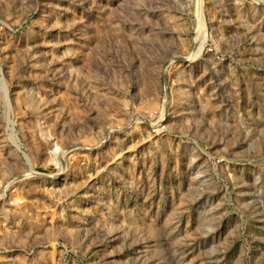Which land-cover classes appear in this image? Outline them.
Masks as SVG:
<instances>
[{"label": "rangeland", "instance_id": "obj_1", "mask_svg": "<svg viewBox=\"0 0 264 264\" xmlns=\"http://www.w3.org/2000/svg\"><path fill=\"white\" fill-rule=\"evenodd\" d=\"M234 1L0 0V264H264V11Z\"/></svg>", "mask_w": 264, "mask_h": 264}, {"label": "built area", "instance_id": "obj_2", "mask_svg": "<svg viewBox=\"0 0 264 264\" xmlns=\"http://www.w3.org/2000/svg\"><path fill=\"white\" fill-rule=\"evenodd\" d=\"M245 2H247V3H249L250 5H253V6L256 4L255 5L257 7V8L255 7L256 9H260L261 8L262 11H264V0H246V1H244V0H242V1L235 0L234 1V5H237L238 9H241L242 10V12H241L240 15L242 16L243 20H245V21H246V19L249 18V11L248 12L247 11L245 12L242 9V7L244 6ZM260 6H262V7H260ZM263 16H264V12H263ZM202 19H203L204 27L208 29V22L206 21V16H203ZM242 23H243V21H242ZM242 23L238 24L237 27H241L243 25ZM249 24H251V27L255 26L253 23H249ZM207 33L208 32H206V34ZM206 43H207V45H209V43L207 42V35H206ZM208 49L209 50H212V48H208ZM11 183H13V181H11ZM9 186H11V185L10 184H7L4 179H1L0 178V205L8 202L9 204H11L14 207H21V206H23L24 205V202H25V199L22 198L18 194L14 195V196L11 194V192L16 191L17 187L14 186V185H13V187L12 186L9 187Z\"/></svg>", "mask_w": 264, "mask_h": 264}, {"label": "bare ground", "instance_id": "obj_3", "mask_svg": "<svg viewBox=\"0 0 264 264\" xmlns=\"http://www.w3.org/2000/svg\"><path fill=\"white\" fill-rule=\"evenodd\" d=\"M199 21V20H198ZM202 34V33H201Z\"/></svg>", "mask_w": 264, "mask_h": 264}]
</instances>
